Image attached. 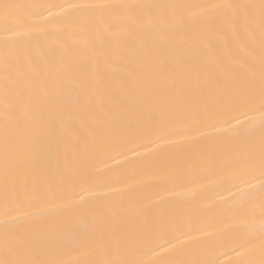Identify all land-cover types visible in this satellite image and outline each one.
<instances>
[{
	"label": "snow or ice",
	"instance_id": "obj_1",
	"mask_svg": "<svg viewBox=\"0 0 264 264\" xmlns=\"http://www.w3.org/2000/svg\"><path fill=\"white\" fill-rule=\"evenodd\" d=\"M0 264H264V0H0Z\"/></svg>",
	"mask_w": 264,
	"mask_h": 264
},
{
	"label": "bare ground",
	"instance_id": "obj_2",
	"mask_svg": "<svg viewBox=\"0 0 264 264\" xmlns=\"http://www.w3.org/2000/svg\"><path fill=\"white\" fill-rule=\"evenodd\" d=\"M58 2V0H57ZM217 193L226 196L227 193L223 192L221 187H207L202 193H200V200L202 204H212L218 201Z\"/></svg>",
	"mask_w": 264,
	"mask_h": 264
}]
</instances>
